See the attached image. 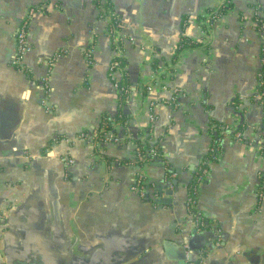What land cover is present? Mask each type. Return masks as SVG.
Listing matches in <instances>:
<instances>
[{
  "label": "crops",
  "instance_id": "1",
  "mask_svg": "<svg viewBox=\"0 0 264 264\" xmlns=\"http://www.w3.org/2000/svg\"><path fill=\"white\" fill-rule=\"evenodd\" d=\"M110 1L129 84L120 108L108 17L97 18L95 0H0V264H181L182 243L186 264H264V100L251 97L264 0H232L208 29L198 18L224 0ZM31 8L22 72L15 35ZM180 36L202 46L171 63ZM148 102L161 162L139 165L133 143L148 132ZM104 116L120 145L76 137ZM222 126L196 204L207 228L190 235L186 186ZM239 127L241 141L230 137ZM139 168L143 196L131 190ZM156 186L173 190L169 205L152 203Z\"/></svg>",
  "mask_w": 264,
  "mask_h": 264
},
{
  "label": "built area",
  "instance_id": "2",
  "mask_svg": "<svg viewBox=\"0 0 264 264\" xmlns=\"http://www.w3.org/2000/svg\"><path fill=\"white\" fill-rule=\"evenodd\" d=\"M232 0H224L222 3L224 5H227V3H231ZM39 9L35 10V8H31L28 10L26 16L19 22L17 32L15 35V53L12 59V65L18 69L19 71L22 72H28V69L23 66L22 61L23 58L28 55L32 51V45L29 41V20L31 16L33 15L34 12L38 11ZM219 20V17L214 19V23ZM109 33L113 34L112 31L109 30ZM113 41L115 43L117 42H122L121 39L116 35H113L112 37ZM92 51H93V46L90 44L85 50L84 54L88 62H90V58L92 56ZM260 51L263 55L260 57V68L257 73V87L256 90L252 94V98L255 101L262 102L264 100V37L263 35L261 36V46H260ZM121 48L117 47L115 49V58L121 57ZM118 61L117 60H111L109 63L108 67V77L110 81L113 83V86L115 90H123L122 87H118L117 82L120 79V71L116 69L118 66ZM172 71H168V75H172ZM43 84L46 87L47 84V77L43 79ZM176 95V94H175ZM238 101H242L241 98H237ZM174 103L173 107L176 108L178 106L177 103L174 102V99L172 100ZM154 103L148 102L144 104V109L146 110L147 113V121H148V132L141 134L136 141L133 143V151L135 154L136 160L142 164H148V163H153L155 161H158L161 159V155L159 153V149L157 146L156 141L152 140L150 136V130L151 126L155 121V115L153 113V107ZM109 124L111 125V120H109ZM227 130L226 127L222 126L220 133L224 134V131ZM77 138L79 139H87L90 143V146L95 149L98 147L97 141L94 140V134L89 135L87 133H79L76 135ZM230 137L234 140L241 141L242 140V132L238 128H234L230 130ZM123 141V137L118 135L113 131V129H108L103 136L102 142L107 143V144H115V145H120L121 142ZM218 143L220 141L218 140ZM208 152L210 153L211 159H206L204 160L201 164H199L194 173L193 177V182L194 185L189 188L188 191H186V200H185V208L188 212L189 219L191 225L197 230L201 231L204 222L201 219V216L199 213L194 211V208L197 204V199H198V193H199V187L205 180L208 171H209V165L213 160H216L219 157V150L217 149L216 146H210L208 149ZM91 156H95L94 153L92 152ZM72 161L66 159L65 163L69 165ZM264 177V176H263ZM147 187V181L145 178L144 173L142 172L141 168L134 172L133 174V182L131 185V190L140 196H143L144 192L146 191ZM257 195L259 198H262L264 196V180L261 181V185L258 188ZM158 196L154 195L153 199H157Z\"/></svg>",
  "mask_w": 264,
  "mask_h": 264
},
{
  "label": "trees",
  "instance_id": "3",
  "mask_svg": "<svg viewBox=\"0 0 264 264\" xmlns=\"http://www.w3.org/2000/svg\"><path fill=\"white\" fill-rule=\"evenodd\" d=\"M95 5L99 8V13L97 15V18L102 19V18L108 17V24H107L108 29L110 31H114V32L119 30L118 27L120 28L121 22H120L118 16L113 13L111 1L110 0H95ZM231 7H232L231 3H227V5H224L223 3H221L220 5H218L215 8L207 9L205 12L208 14V17H199L198 18V20L203 21V29H208V28L212 27L214 24V19H216L218 17L220 18L221 16L226 14L231 9ZM185 21H186V16H183L181 18V29L184 28ZM109 35L111 38V48L113 50H115V49H117V47H120L121 51H122V42L121 43L120 42L114 43L113 39H112L113 35L111 33H109ZM201 46H202V44L198 41H193L187 37L180 36L179 41L177 42V44L174 48L173 55H172L171 60H170L171 63H174L176 61V59L178 58V56L180 54H182L183 52L191 50V49H195V48H198ZM260 55H263V54L260 53ZM112 60H117L119 63L118 66L116 67V69H118L120 71V79L117 82V84H118V87L123 88V90H117L118 106L120 108V107H122V105L127 100L128 93H129V90H128L129 84L127 81L126 70L124 69L125 65H126V61L122 55H121V57H117V58L114 57ZM152 66H153V69L156 70L155 59L152 60ZM142 91H143V93H145L144 88ZM127 120H128V118L121 115V113H118V115L114 117V122L116 124L118 123V124L124 125V123H126ZM112 126L113 125L109 124L108 117L104 116L100 121L99 127L91 132V134H94V140L97 142H102L104 133L108 129H111ZM238 129H240V127ZM217 130L219 131V129H217ZM217 130L215 132H210V135H211L210 146H216L217 149L220 151V145L218 143V140L219 141L221 140L223 134L220 133V131L218 133ZM159 153H160V150H159ZM206 159H211L209 152H207L203 155L202 159L199 161V164H201ZM138 164L141 165L142 162L141 163L138 162ZM196 167H195V169H196ZM195 169L193 170L192 177L186 186V191H188L189 188H191L194 185L193 177H194ZM263 180H264V177L261 178V181H263ZM194 211L199 213L196 209V206L194 208ZM201 219L204 222V226L202 228V230H203V229L207 228V224H206L207 222L202 217H201Z\"/></svg>",
  "mask_w": 264,
  "mask_h": 264
},
{
  "label": "water",
  "instance_id": "4",
  "mask_svg": "<svg viewBox=\"0 0 264 264\" xmlns=\"http://www.w3.org/2000/svg\"><path fill=\"white\" fill-rule=\"evenodd\" d=\"M159 162H161V161L158 160V161H155L153 163H159ZM169 184L170 183H168L167 185H169ZM172 184H174V182ZM163 189L161 187L156 186L155 194L158 196V198L157 199H152V203L153 204H158L160 206L169 205L170 204V202H171L170 196L172 195L173 190L169 188V189L163 191ZM162 193H163L164 197L162 196ZM189 230H190V235H194L196 233V231H197L192 225H190ZM183 246H184V243L181 244L182 251H183V254H184V256H183V258L181 260V264H186V260H187V258H189L188 255L186 254V248L189 249V247L188 246L187 247H183Z\"/></svg>",
  "mask_w": 264,
  "mask_h": 264
},
{
  "label": "rangeland",
  "instance_id": "5",
  "mask_svg": "<svg viewBox=\"0 0 264 264\" xmlns=\"http://www.w3.org/2000/svg\"><path fill=\"white\" fill-rule=\"evenodd\" d=\"M112 32H113V34L115 33L114 31H112ZM108 33H109V30H108ZM113 34H112V35H113ZM115 36H116V35H115ZM113 42H114V41H113ZM114 43H115V42H114Z\"/></svg>",
  "mask_w": 264,
  "mask_h": 264
}]
</instances>
